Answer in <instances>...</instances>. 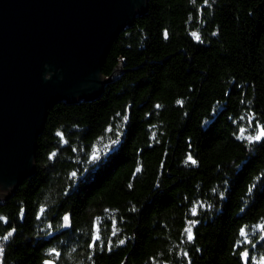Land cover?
I'll list each match as a JSON object with an SVG mask.
<instances>
[{"label":"trees","instance_id":"obj_1","mask_svg":"<svg viewBox=\"0 0 264 264\" xmlns=\"http://www.w3.org/2000/svg\"><path fill=\"white\" fill-rule=\"evenodd\" d=\"M117 69L49 109L35 173L0 203V264H260L264 0H148Z\"/></svg>","mask_w":264,"mask_h":264},{"label":"water","instance_id":"obj_2","mask_svg":"<svg viewBox=\"0 0 264 264\" xmlns=\"http://www.w3.org/2000/svg\"><path fill=\"white\" fill-rule=\"evenodd\" d=\"M147 7L148 0H0V203L35 173L49 109L100 97L120 73L106 77L102 66Z\"/></svg>","mask_w":264,"mask_h":264},{"label":"snow or ice","instance_id":"obj_3","mask_svg":"<svg viewBox=\"0 0 264 264\" xmlns=\"http://www.w3.org/2000/svg\"><path fill=\"white\" fill-rule=\"evenodd\" d=\"M198 38V37H197ZM248 139H250V140H261V139H264V128H262L261 129V131H260V134L259 135H256L255 137H249ZM93 159H96V156L94 155L93 156ZM189 159H191V157H189ZM193 163H194V161H193ZM73 175L75 176V173H73ZM193 214H195V209H193ZM68 218L67 217H65V220H67ZM186 231V233H187V238L189 239V240H191L192 239V230H191V228L189 227L188 229H186L185 230ZM245 233H244V230L243 229H241V235H244ZM9 235H11V233H9ZM5 239H6V237H5ZM121 243H123V241H121ZM0 253H2V249H0ZM243 257H244V259L245 260H247V258H248V253L247 252H244L243 254ZM260 264H264V259H262L261 260V262H260Z\"/></svg>","mask_w":264,"mask_h":264}]
</instances>
